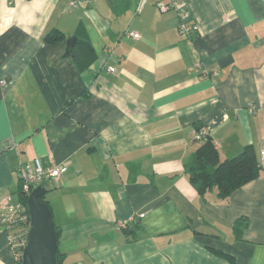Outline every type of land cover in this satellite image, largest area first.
I'll use <instances>...</instances> for the list:
<instances>
[{"label":"crops","instance_id":"crops-1","mask_svg":"<svg viewBox=\"0 0 264 264\" xmlns=\"http://www.w3.org/2000/svg\"><path fill=\"white\" fill-rule=\"evenodd\" d=\"M71 1L0 0V213L38 158L66 167L42 184L61 264H264V171L222 200L185 168L200 126L220 160L259 159L264 0H175L189 41L160 0ZM10 233L0 222V264H16Z\"/></svg>","mask_w":264,"mask_h":264},{"label":"built area","instance_id":"built-area-1","mask_svg":"<svg viewBox=\"0 0 264 264\" xmlns=\"http://www.w3.org/2000/svg\"><path fill=\"white\" fill-rule=\"evenodd\" d=\"M89 1V0H85ZM144 5V0H139L136 7V14L140 13ZM69 6H74V1L69 2ZM157 9L164 13L174 10L179 15L178 33L181 37L187 38L198 34L199 26L192 20L187 5L184 2L175 0H160L156 4ZM127 36L138 38V33L128 31ZM198 65V64H197ZM5 81L1 80L0 85H5ZM249 111L253 112L254 107L249 106ZM192 137L195 141H204L209 137L208 128L200 126L192 131ZM216 147V143H214ZM259 166L264 171V144L259 151ZM66 171L64 165H44L38 158L33 161L32 167H22L18 169V178L20 191L27 196L31 190L37 185H42L46 181H57L60 176ZM0 222L4 228L11 233L9 234V242L14 252L16 264H21V256L23 248L27 242V235L30 228V219L26 205L21 202H14L11 196L5 199L2 211L0 213ZM126 221L116 222V229L123 230L128 227Z\"/></svg>","mask_w":264,"mask_h":264},{"label":"trees","instance_id":"trees-1","mask_svg":"<svg viewBox=\"0 0 264 264\" xmlns=\"http://www.w3.org/2000/svg\"><path fill=\"white\" fill-rule=\"evenodd\" d=\"M64 38L62 32L53 30L44 37V41L53 44ZM199 143V147L185 164L189 182L199 195L214 192L218 199L224 200L241 186L259 177L262 169L252 146H246L235 157L220 160L218 151L210 137ZM45 193L40 197V201L44 203H46ZM17 194L19 201L26 205L27 195L20 191L19 183ZM55 235L58 245L60 230L56 226ZM63 255L57 249V264H61Z\"/></svg>","mask_w":264,"mask_h":264},{"label":"water","instance_id":"water-1","mask_svg":"<svg viewBox=\"0 0 264 264\" xmlns=\"http://www.w3.org/2000/svg\"><path fill=\"white\" fill-rule=\"evenodd\" d=\"M75 44V36L66 42V55ZM45 193L43 185L34 187L26 199L30 219L27 242L22 251L21 264H57L55 225L48 205L40 201Z\"/></svg>","mask_w":264,"mask_h":264},{"label":"rangeland","instance_id":"rangeland-1","mask_svg":"<svg viewBox=\"0 0 264 264\" xmlns=\"http://www.w3.org/2000/svg\"><path fill=\"white\" fill-rule=\"evenodd\" d=\"M46 196V195H45Z\"/></svg>","mask_w":264,"mask_h":264}]
</instances>
